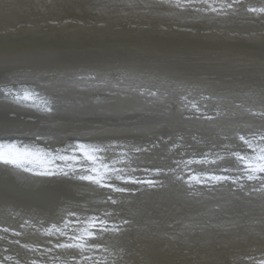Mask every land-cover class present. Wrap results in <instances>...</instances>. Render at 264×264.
I'll use <instances>...</instances> for the list:
<instances>
[{
	"label": "snow or ice",
	"instance_id": "1",
	"mask_svg": "<svg viewBox=\"0 0 264 264\" xmlns=\"http://www.w3.org/2000/svg\"><path fill=\"white\" fill-rule=\"evenodd\" d=\"M21 6L34 36L71 33L126 41L190 34L216 40L237 36L232 29L238 25L264 27V0H24ZM57 12L60 16L53 15ZM259 35V66L237 69L227 83L208 74L184 77L187 61L173 62L157 49L122 54L114 48L87 63H74L52 48L17 51L0 44V201L9 205V216L20 220L19 230L0 226L5 234L0 241L30 254L23 264H130L125 256L137 253L122 238L135 224L148 239L167 241L155 246V259L141 257L136 264H264V32ZM49 88L55 94L42 91ZM100 88H110L107 95L121 99H131L129 93L143 97L146 105L174 103L185 120L226 118L232 136L223 139L243 147L225 143L221 151L181 152L168 167H141L136 164L139 154L151 149L114 137L167 119V113L142 107L133 117L121 107L114 116L102 107L84 110V104L59 98L69 89ZM91 102L115 103L99 98ZM210 103L213 114L207 111ZM55 131L61 140L64 135L72 139L62 147L41 146L52 144L48 133ZM98 134L105 138L83 139ZM181 147L173 143L168 151ZM223 161L231 164L223 166ZM165 177L183 189L193 207L157 204L158 213L140 206L120 210L139 194L165 188ZM60 186L73 195L57 192ZM225 192L240 205L259 201L262 217L259 232L247 227L243 237L233 238L229 261L219 259L206 239H193L214 229L227 234L245 227L213 223L224 206L205 207L206 202L221 199ZM28 230L38 242H21ZM2 252L0 264H21L6 254L7 247Z\"/></svg>",
	"mask_w": 264,
	"mask_h": 264
},
{
	"label": "bare ground",
	"instance_id": "2",
	"mask_svg": "<svg viewBox=\"0 0 264 264\" xmlns=\"http://www.w3.org/2000/svg\"><path fill=\"white\" fill-rule=\"evenodd\" d=\"M252 3H260V0H251ZM24 0H0V44L7 43L11 48L17 51H24L32 47L52 48L65 56L67 60L74 63H87L95 56L101 55L111 49H119L122 54L135 52L137 49L152 50L157 49L168 55L173 62L176 59L187 61L182 67L184 68L183 76L187 78H195L203 74L215 76L217 79L227 83L230 78H235L237 69H251L259 66V56L261 53V37L260 33L264 32V27L259 24L238 25L232 31L238 33L235 37L220 38L216 40H208L199 36L190 34H180L173 36L170 34L159 35L151 34L147 38L131 39L126 41L119 40H101L95 37L85 35H73L71 33L61 34L57 37L49 36H34L31 33L34 31L27 25L30 23L28 15L23 11L22 4ZM12 4L14 7L8 8L7 5ZM55 16H60V13H54ZM24 27H21V25ZM255 33L256 35H252ZM255 58V64L251 61ZM49 94H55L54 88L43 89ZM110 88H100L87 92H80L75 89H69L59 98L73 103H81L86 107L84 110H95L100 107L104 111L117 115V109L124 107L132 116L138 115L134 110L142 107H147L148 110H159L167 113V119L158 120L155 123H149L136 128H130L127 132L118 133L116 137L133 144L148 146L151 150L146 153L139 154L136 164L141 167H168L173 159L180 158V153L186 154H201L211 149L212 151H221L222 145L230 143L235 149L239 150L243 146L239 141L234 139L225 140L224 136H232L231 122L226 118H221L215 121L204 120H185L182 119V113L178 111V107L174 103H154L146 105L145 98L134 94H127L131 99H121L120 96H109L107 93ZM212 91V89H208ZM94 98L100 100H112L114 104L96 105L91 101ZM209 114H213V108L207 109ZM27 119V113H21ZM186 115V113H185ZM128 117H125L127 119ZM52 139V144L41 145L44 147H62L72 137L64 135L61 140L59 131L48 133ZM105 137L97 135L94 137H83L85 140H98ZM182 138V139H181ZM26 142L30 138H23ZM168 141L165 144L163 141ZM157 144L158 147L151 148L152 144ZM173 143L183 145L172 152L168 149ZM223 166H229L230 161L221 162ZM196 167V166H194ZM165 188L159 192L150 194H139L131 200L129 204L121 207V211L125 208L135 210L137 206L142 207L152 213H158L161 206H171L183 204L185 207H193L190 202L184 198L183 189L173 183L169 178H163ZM57 192L64 196H72L73 193L66 187L60 186L56 189ZM219 200L207 201L205 207L215 204H221L222 210L215 213L216 219L213 223L217 225H227L232 222L243 224L244 228H233L227 234L223 231L212 230L203 235L197 233L193 239H206L216 248L215 255L222 261L231 259L230 249L232 240L236 236L243 237L245 228L251 227L259 232L261 229V213L259 210V201H255V206L240 205L232 201L231 196L226 192L221 194ZM163 197V199H161ZM20 203L27 205L30 201H21ZM9 205L4 201H0V226H12L18 229L20 223L19 218L13 219L8 214ZM244 212L246 214H240ZM19 230V229H18ZM0 235H5L0 233ZM17 239L16 237H8ZM22 243L38 242L39 237L32 235L28 230L23 237H20ZM123 243L129 248H135V255L125 256V260L130 264H136V261L143 257L145 260L155 259V246L166 244L167 241L148 239L144 234L137 230V225H133L132 229L127 232L122 238ZM7 247L13 260H19L21 264L30 254L25 253L18 245L7 244L5 241H0V259L5 253L2 249ZM259 255L257 250L255 253ZM211 259V257H209Z\"/></svg>",
	"mask_w": 264,
	"mask_h": 264
}]
</instances>
